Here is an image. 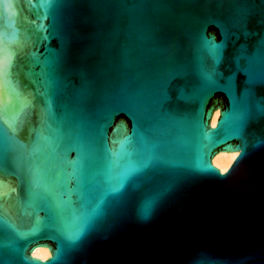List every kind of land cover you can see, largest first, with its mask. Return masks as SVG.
Instances as JSON below:
<instances>
[{"label": "water", "instance_id": "1", "mask_svg": "<svg viewBox=\"0 0 264 264\" xmlns=\"http://www.w3.org/2000/svg\"><path fill=\"white\" fill-rule=\"evenodd\" d=\"M262 109L264 0H0V264H264Z\"/></svg>", "mask_w": 264, "mask_h": 264}, {"label": "snow or ice", "instance_id": "2", "mask_svg": "<svg viewBox=\"0 0 264 264\" xmlns=\"http://www.w3.org/2000/svg\"><path fill=\"white\" fill-rule=\"evenodd\" d=\"M209 54L211 56H213L214 58H218L219 57V46H215L212 49H210ZM242 104H244L245 107H247L246 104H245V102L242 101ZM262 111H264V109H262ZM209 119H211L210 116H209ZM234 147L235 146L229 145L226 150H232ZM206 167L208 168L209 171L212 170L211 167H210V165L209 166H206Z\"/></svg>", "mask_w": 264, "mask_h": 264}]
</instances>
